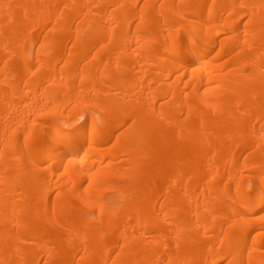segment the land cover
<instances>
[{
  "label": "bare ground",
  "instance_id": "1",
  "mask_svg": "<svg viewBox=\"0 0 264 264\" xmlns=\"http://www.w3.org/2000/svg\"><path fill=\"white\" fill-rule=\"evenodd\" d=\"M0 264H264V0H0Z\"/></svg>",
  "mask_w": 264,
  "mask_h": 264
}]
</instances>
